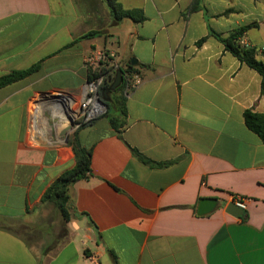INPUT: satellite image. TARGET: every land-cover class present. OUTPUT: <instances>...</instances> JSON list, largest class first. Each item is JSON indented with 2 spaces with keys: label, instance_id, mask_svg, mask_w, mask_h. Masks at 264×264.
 <instances>
[{
  "label": "crops",
  "instance_id": "0c3cea01",
  "mask_svg": "<svg viewBox=\"0 0 264 264\" xmlns=\"http://www.w3.org/2000/svg\"><path fill=\"white\" fill-rule=\"evenodd\" d=\"M195 1L120 0L145 21L115 24L105 0H0V77L41 64L0 89V264H264V144L244 122L264 114L261 77L211 33L255 24L244 43L263 48L264 0ZM92 31L103 35L73 44ZM98 49L135 59L142 83L123 139L107 117L74 131L92 174L71 185L67 223L43 202L75 166L56 109L81 100ZM204 198L218 205L201 217ZM237 199L244 217L226 212Z\"/></svg>",
  "mask_w": 264,
  "mask_h": 264
},
{
  "label": "trees",
  "instance_id": "16d2710c",
  "mask_svg": "<svg viewBox=\"0 0 264 264\" xmlns=\"http://www.w3.org/2000/svg\"><path fill=\"white\" fill-rule=\"evenodd\" d=\"M105 2L108 9L110 10L115 24H119L124 20H131L136 24L145 21V17L141 9H124L120 3V0H105ZM198 9V0H196L193 4L192 10L196 11ZM255 26V24H252L238 28L230 33L227 37H222L213 31L211 33L224 44L225 49L228 52L235 56L241 63L245 64L250 69L255 70L260 75L261 91L264 94V51L259 53L256 47L246 45L244 43V37L246 33ZM101 35H103V33L100 31H92L77 38L73 44ZM203 41L204 40L201 42ZM259 56H261V58H259ZM40 67L41 64L38 63L27 70L13 71L0 77V89L24 80L25 78L37 72ZM137 67L138 66H133L131 63H129L126 68L123 69V74H129L130 76L140 75V71L137 69ZM111 84L112 82L107 83L104 87V90H109L108 94L106 95V99H104L108 106V111L104 117L108 118L110 125L117 132L119 138L123 139V129L125 127V123L120 120V117L124 115L126 83L123 81V83L115 91H110ZM244 122L247 128L255 133L264 144V114L256 113L252 110H246L244 112ZM77 134L78 131L68 139V145L72 147L75 155V166L72 169L65 171L50 186L43 197V202L50 201L57 207L64 221L67 223L70 222L72 216L75 215V210L69 194L71 185L78 181L87 179L92 174V150L84 148L80 144ZM131 150L135 157L143 164L161 168L168 167L172 164V162H153L144 157L137 150Z\"/></svg>",
  "mask_w": 264,
  "mask_h": 264
},
{
  "label": "built area",
  "instance_id": "2783aa9c",
  "mask_svg": "<svg viewBox=\"0 0 264 264\" xmlns=\"http://www.w3.org/2000/svg\"><path fill=\"white\" fill-rule=\"evenodd\" d=\"M257 49L259 53L264 51V47ZM85 66L87 80L81 100L76 102L68 98L63 102V106L56 109L68 126L73 123V131L105 116L108 109L103 98L104 87L107 83L114 82L118 71H122L123 81L126 83V97L142 83L140 75L123 74V69L126 66L119 65L118 55L113 51L101 49L92 51L85 59ZM34 134L37 133L34 132ZM234 202L240 209H246V202L243 199H237Z\"/></svg>",
  "mask_w": 264,
  "mask_h": 264
},
{
  "label": "water",
  "instance_id": "95a60500",
  "mask_svg": "<svg viewBox=\"0 0 264 264\" xmlns=\"http://www.w3.org/2000/svg\"><path fill=\"white\" fill-rule=\"evenodd\" d=\"M131 64L133 66L137 65V61L134 59L131 61ZM123 81V77H122V71H118L116 78L114 80V82L112 83V85L110 86V91H115L121 84ZM109 90H104L103 92V96L104 99H106V95L108 94ZM106 104V103H105ZM107 106V104H106ZM108 109V106H107ZM70 132H73V123H71L63 132L62 136L65 135L66 141H68L69 139V134ZM218 202L216 199L214 198H204L200 201L199 206H198V210H197V214L198 216H207L209 215L211 212H213L216 208H217ZM226 212L228 214H230L231 216L235 217V218H240V217H244L245 212L244 210L240 209L235 202H231L227 207H226Z\"/></svg>",
  "mask_w": 264,
  "mask_h": 264
},
{
  "label": "rangeland",
  "instance_id": "374dc122",
  "mask_svg": "<svg viewBox=\"0 0 264 264\" xmlns=\"http://www.w3.org/2000/svg\"><path fill=\"white\" fill-rule=\"evenodd\" d=\"M76 131V130H75ZM48 133V132H47ZM72 133H74V131L72 132ZM71 133V134H72ZM67 230H68V227L67 226H65V224L63 223H60L59 225H58V228H57V231H56V233L57 234H59V237L61 238V237H63L66 233H69V231L67 232Z\"/></svg>",
  "mask_w": 264,
  "mask_h": 264
}]
</instances>
